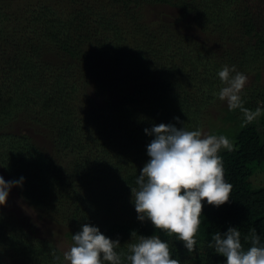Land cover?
Wrapping results in <instances>:
<instances>
[{"label":"trees","instance_id":"1","mask_svg":"<svg viewBox=\"0 0 264 264\" xmlns=\"http://www.w3.org/2000/svg\"><path fill=\"white\" fill-rule=\"evenodd\" d=\"M160 4L179 16L152 18ZM182 18L205 39L176 24ZM225 65L259 81L240 94L245 108L262 110L243 127V113L218 98ZM263 67L264 0H0V168L25 178L20 196L64 226L71 243L88 223L119 239L122 256L157 235L180 264H226L209 247L217 232L236 227L247 250L255 231L264 246V186L247 183L264 162ZM216 108L230 121L223 135L233 147L219 155L232 190L219 207L202 201L188 253L175 235L137 219L131 188L149 160L154 137L145 128L212 129ZM52 237L33 236L0 209V264H67Z\"/></svg>","mask_w":264,"mask_h":264},{"label":"clouds","instance_id":"2","mask_svg":"<svg viewBox=\"0 0 264 264\" xmlns=\"http://www.w3.org/2000/svg\"><path fill=\"white\" fill-rule=\"evenodd\" d=\"M217 76L223 85L218 98L226 101L229 111L239 109L243 113L242 127L261 115V108L252 111L243 106L240 94L247 75L237 71L235 65H225ZM174 119L181 123L179 117ZM144 131L154 138L147 145L149 160L136 178L137 187L131 188L137 219L150 221L168 236L175 235L191 253L197 244L202 201L219 207L230 200L232 185L225 180L219 152L231 151L232 143L224 135L205 134L172 123L154 124ZM24 179L6 181L0 175V206L7 204L11 189L22 187ZM245 239L251 243L247 250L242 246L241 232L230 226L223 234L215 233L209 247L223 256L226 264H264V246H260L259 236L253 231ZM72 241L63 252L67 264H180L171 257L168 243L157 235L141 236L138 242L128 245V254L123 256L116 251L119 239L109 238L88 223L72 235Z\"/></svg>","mask_w":264,"mask_h":264},{"label":"rangeland","instance_id":"3","mask_svg":"<svg viewBox=\"0 0 264 264\" xmlns=\"http://www.w3.org/2000/svg\"><path fill=\"white\" fill-rule=\"evenodd\" d=\"M180 10L176 7L167 5V4H160L150 9V16L153 17H159L160 18H167L168 20H173L174 16L175 18L178 17ZM181 16V15H180ZM176 24H178L180 27H184L185 31H189L190 33L194 34V36L198 39L204 40L205 35L195 26L189 25L187 22V19L182 18L181 20L177 19ZM217 43V42H216ZM216 43L213 45V48H215ZM248 81L245 85V89L254 88L256 87V83L258 84L259 81H257L255 74L250 73L247 75ZM264 82V67L262 70V78L261 82ZM247 91V90H246ZM97 96V95H96ZM98 100H102L101 97L97 96ZM224 105H227L226 101ZM225 115V111H223L222 108H216L214 110V126L211 129V127H205L202 129V132L205 134H211V135H223L227 132L225 129L230 124L229 120H224L223 116ZM17 127V132H20L22 128H24L23 125H17L15 126V129ZM219 128L218 130L222 132V134L219 133H212V130ZM229 129V126H228ZM262 130V128L260 127ZM24 131L31 132L28 128H24ZM23 132V131H22ZM0 175L3 176V178L6 181H9L8 175L5 173L2 168H0ZM247 183L251 185L254 188H258L261 186H264V162L261 163H254L251 168V173L247 179ZM0 209L3 211L9 212L10 214H13V216L22 223L28 231L33 236H39V237H45L52 235L54 242L57 243L59 248L64 252L67 250L72 243L67 240L64 235V226H61L60 224L54 222L53 220L46 218L42 216L36 209H34L32 206H30L19 194L16 187H13L9 193V196L7 198V204L0 206Z\"/></svg>","mask_w":264,"mask_h":264}]
</instances>
